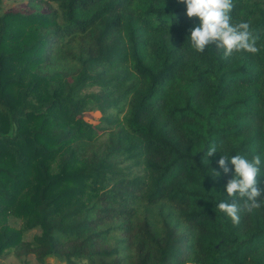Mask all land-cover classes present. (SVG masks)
<instances>
[{"label":"trees","instance_id":"trees-1","mask_svg":"<svg viewBox=\"0 0 264 264\" xmlns=\"http://www.w3.org/2000/svg\"><path fill=\"white\" fill-rule=\"evenodd\" d=\"M29 4L0 0V258L264 264V207L238 224L217 207L221 155L259 154L264 188V0H234L260 51L227 59L191 47L178 0Z\"/></svg>","mask_w":264,"mask_h":264},{"label":"clouds","instance_id":"clouds-1","mask_svg":"<svg viewBox=\"0 0 264 264\" xmlns=\"http://www.w3.org/2000/svg\"><path fill=\"white\" fill-rule=\"evenodd\" d=\"M178 2L186 5L187 16L190 19H199V24L190 29L191 47L196 52L203 53L207 47L215 45L216 48L223 49L225 59L234 53L247 52L253 55L259 53L257 41L260 37L254 33L251 23L233 22L231 13L234 0H178ZM215 153L217 146L212 144L204 155L203 163L208 165V157ZM229 161L234 167V175L226 184V192L233 200L220 202L217 207L234 224H238L242 210L252 212L254 209L264 207V188L259 186L262 158L259 154L253 155L251 159L244 155H235L231 158L221 155L218 164L226 175L232 173ZM212 174L214 177L220 175L219 172ZM237 195L243 200V205L234 199Z\"/></svg>","mask_w":264,"mask_h":264},{"label":"rangeland","instance_id":"rangeland-1","mask_svg":"<svg viewBox=\"0 0 264 264\" xmlns=\"http://www.w3.org/2000/svg\"><path fill=\"white\" fill-rule=\"evenodd\" d=\"M31 0H2V11L1 14L9 12H20V13H30L33 11L29 2ZM88 121L94 124H99L101 122L102 114L99 112L89 113ZM9 224L15 228H21V220L11 217L9 219ZM40 230H33L26 232L24 234L25 241H32L36 235H39ZM0 264H66L63 260L58 258L49 257L46 258L44 263H40L36 260L34 255H29L26 257H17L15 254H8L0 258Z\"/></svg>","mask_w":264,"mask_h":264}]
</instances>
